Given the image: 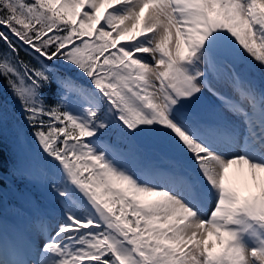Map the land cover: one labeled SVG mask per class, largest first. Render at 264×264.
<instances>
[{"label": "snow or ice", "instance_id": "snow-or-ice-1", "mask_svg": "<svg viewBox=\"0 0 264 264\" xmlns=\"http://www.w3.org/2000/svg\"><path fill=\"white\" fill-rule=\"evenodd\" d=\"M0 45L59 206L0 264H264V0H0Z\"/></svg>", "mask_w": 264, "mask_h": 264}, {"label": "rangeland", "instance_id": "rangeland-1", "mask_svg": "<svg viewBox=\"0 0 264 264\" xmlns=\"http://www.w3.org/2000/svg\"><path fill=\"white\" fill-rule=\"evenodd\" d=\"M0 47H3V45H0ZM26 51L30 53L28 49H26ZM27 55L28 56L25 58V60L32 59L31 54H27ZM33 62L35 63V60H33ZM255 70L260 72L264 78V71H261L259 69V65H256ZM215 87H217L221 91L231 93V89L224 83H215ZM217 103L218 102L216 101L215 97H213L210 92L205 91L204 110L208 115L212 114V107ZM0 107H2L5 115V119L3 120L2 125H0V147L4 148V151L2 152L5 153V155L3 157L1 156V158L3 162V166L6 165L8 167V172L10 173L9 175H6L7 177H5V173L0 170V176L1 177L4 176L5 180L8 181L9 185L13 187L12 188L9 185H5V189L7 186H9L10 187L9 191L14 196H16L18 200H21L18 197V193H20V196L22 197V201L24 203L33 202L34 204L36 195H41L43 196V198H45V200L41 198L42 200H44L43 202H46V200L48 199L49 201L58 205L56 203V198L54 194L48 190L46 184L41 181V178L39 177L38 173L36 174V170L33 167V163L36 155L35 143L31 142L29 138L28 143L21 144L17 139V129L19 125L22 124L20 103L18 99L12 94L11 90L8 88L7 82L2 76H0ZM226 115H230V114L226 113ZM109 134L111 139H113L115 142L116 141L115 132ZM141 142L147 143L148 141L142 140L139 141L138 143ZM121 146L124 147V144L122 142H121ZM140 149L142 150V155L144 156V158L146 159L150 158L142 146H140ZM16 164L18 165V169L17 171L12 172L11 170H14V165ZM235 176L236 178H233V175L229 176V180L232 181L234 186L238 187L243 194H249L250 192L258 191V190H254L253 187L250 186L246 180H243L237 174ZM2 194H3L2 196L0 195V205L4 203V197L5 199H9L11 202L13 201L12 196L9 193H7L5 190H2ZM7 194H9L11 197L8 196L7 198ZM15 203L16 202H14V204ZM16 205L17 204H15V206ZM17 207L18 209L16 208L15 209L19 210L21 206L17 205ZM52 207H54L55 210L52 211L48 210V213L53 215V217H49L47 211H41L40 207L34 210L35 206L31 205V209L34 210L33 219H37L38 217L43 216L42 212H45L44 217L48 216V218H51L52 220L56 221L59 212V206H52ZM38 212H39L38 217H35L37 216ZM33 226L35 227V229L33 228V232H35L36 228L38 227L37 222H34ZM215 246L216 248L220 247L218 240Z\"/></svg>", "mask_w": 264, "mask_h": 264}, {"label": "bare ground", "instance_id": "bare-ground-1", "mask_svg": "<svg viewBox=\"0 0 264 264\" xmlns=\"http://www.w3.org/2000/svg\"><path fill=\"white\" fill-rule=\"evenodd\" d=\"M238 175L240 178H242L243 180H246L247 183L253 187L254 190H259L256 186V182L252 179L250 170L247 169L246 166L241 167L239 165H233L230 169H229V176L233 175V178H236L235 175ZM260 175H264V174H260ZM238 178V177H237ZM246 189V187H245ZM21 225L18 223H11L10 221H6L4 222L2 220V222H0V246L3 249L9 248L11 245L9 244L10 241H8V239L6 238L5 235V229H9L10 231L13 230V235H11L12 238L15 239V231L17 230V228L21 229L20 227ZM23 229L27 230V224L25 223L24 226H22ZM18 231V230H17ZM31 235H28L27 237L23 238L22 241L24 242V246L26 245L28 239L30 238ZM43 237H40V242L43 243ZM210 241L213 242L214 244H216L217 242V238L215 236H211L209 237Z\"/></svg>", "mask_w": 264, "mask_h": 264}, {"label": "trees", "instance_id": "trees-1", "mask_svg": "<svg viewBox=\"0 0 264 264\" xmlns=\"http://www.w3.org/2000/svg\"><path fill=\"white\" fill-rule=\"evenodd\" d=\"M27 54H30V53H28L27 51H26V48H23L22 50H21V53H20V55H21V57L23 58V59H25L28 55ZM254 77V80L258 83V84H260L261 86H263L264 87V81H263V78H262V76L260 75V73L259 72H256L255 70L254 71H249L248 73H247V77ZM0 156H1V154H0Z\"/></svg>", "mask_w": 264, "mask_h": 264}]
</instances>
